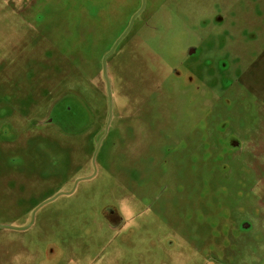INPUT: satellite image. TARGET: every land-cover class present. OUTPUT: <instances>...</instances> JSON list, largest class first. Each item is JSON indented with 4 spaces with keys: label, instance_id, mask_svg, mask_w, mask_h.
<instances>
[{
    "label": "rangeland",
    "instance_id": "obj_1",
    "mask_svg": "<svg viewBox=\"0 0 264 264\" xmlns=\"http://www.w3.org/2000/svg\"><path fill=\"white\" fill-rule=\"evenodd\" d=\"M5 1L0 225L25 228L74 191L30 229H0V264H264V0H146L157 15L106 61L107 133L108 44L54 55ZM100 11L108 41L117 22Z\"/></svg>",
    "mask_w": 264,
    "mask_h": 264
},
{
    "label": "crops",
    "instance_id": "obj_2",
    "mask_svg": "<svg viewBox=\"0 0 264 264\" xmlns=\"http://www.w3.org/2000/svg\"><path fill=\"white\" fill-rule=\"evenodd\" d=\"M141 0H6L5 6L17 20L16 28H24L31 36L43 40L51 47L54 55L67 60H76L77 48L81 55L85 46L102 43L108 48L125 30L129 18L139 8ZM111 7L117 30L108 34V41H102V35L96 28L98 17L94 11ZM98 53L101 54L100 50ZM86 54H83L85 59ZM78 60V59H77Z\"/></svg>",
    "mask_w": 264,
    "mask_h": 264
},
{
    "label": "water",
    "instance_id": "obj_3",
    "mask_svg": "<svg viewBox=\"0 0 264 264\" xmlns=\"http://www.w3.org/2000/svg\"><path fill=\"white\" fill-rule=\"evenodd\" d=\"M146 5V0H142V8H141V11L144 9ZM136 16H134V18L132 19L130 25H129V28L127 29L126 33H128V31L131 29L132 27V24H133V21L135 19ZM125 33V34H126ZM124 34V35H125ZM123 38V37H122ZM121 38V39H122ZM120 39V40H121ZM120 40L117 42V44L112 48V50L104 56L103 60H102V73H103V77L106 81V86H107V93H108V98H109V117H108V121H107V125H106V133L108 132V129L110 127V124L112 122V118H113V99H112V93H111V86H110V82H109V79H108V76H107V65H106V60L108 58L109 55H111V53L115 50V48L117 47L118 43L120 42ZM193 53V52H192ZM103 139L98 143L97 147H96V151H95V154L93 156V164L95 165V160H96V156H97V153L100 149V146H101V143H102ZM238 147V143H235ZM95 171H96V168H95ZM94 176H92L91 178H87V179H83V180H79L76 185L81 182V181H84V180H90L92 179ZM73 192L71 193H61V194H58L57 196H55L54 198L46 201L45 203H43L41 206H39L35 212L33 213L32 215V220H31V223L26 226L25 228H13V227H10V226H5V225H0V229H3V230H9V231H18V232H22V231H26L28 229L31 228V226L33 225L34 223V218H35V214L37 213L38 210H40L42 207H44L45 205L57 200L59 197L63 196V195H71Z\"/></svg>",
    "mask_w": 264,
    "mask_h": 264
},
{
    "label": "flooded vegetation",
    "instance_id": "obj_4",
    "mask_svg": "<svg viewBox=\"0 0 264 264\" xmlns=\"http://www.w3.org/2000/svg\"><path fill=\"white\" fill-rule=\"evenodd\" d=\"M167 1V0H166ZM169 1H173V0H169ZM103 7H105V6H103ZM102 7V8H103ZM107 10L109 9V13L111 14V11H112V9H111V7H105ZM141 8H142V0L140 1V5H139V8L134 12V14L129 18V20H128V22H127V25H126V27H125V30L122 32V34L114 41V43H113V45L108 49V51H106V52H102V56H99V58H101V57H103L104 58V56L105 55H107L111 50H112V48L117 44V42L123 37H125L129 32H130V30L132 29V27H133V25H134V23H135V21H136V19L137 18H139L141 15H144L143 16V19L145 20L144 22H146V21H148V20H152L157 14H156V8H155V10H153V8H150V10H149V12L148 13H146L147 12V10H148V8L146 7V5H145V7H144V9L141 11ZM102 10H104V9H102ZM101 10V11H102ZM101 11H100V13L99 14H97V15H95L96 17H98V20H99V17H100V14H101ZM150 12H152V14L150 15ZM146 13V14H145ZM134 16H136L135 17V19H134V21H133V24H132V27H131V29L128 31V33H126V31H127V29L129 28V25H130V23H131V21H132V19L134 18ZM111 17L113 18V15L111 14ZM98 20H97V22H98ZM97 22H96V28H97V26H98V24H97ZM99 28V27H98ZM126 33V34H125ZM125 34V35H124ZM122 38V39H123ZM121 39V40H122ZM121 40H120V42H121ZM119 42V43H120ZM119 43H118V45H119ZM101 45V44H100ZM117 45V46H118ZM117 48V47H116ZM115 48V49H116ZM98 50H100V48L98 49ZM115 51V50H114ZM113 51V52H114ZM112 52V53H113ZM192 52H194V50H189V57H191V54H193ZM111 53V54H112ZM195 53V52H194ZM99 55H101L100 53H99ZM110 56V55H109ZM108 56V57H109ZM103 58H102V60H103ZM107 61V60H106ZM101 65H102V63H101ZM174 72V71H173ZM102 75H103V73H102ZM106 82V81H105ZM111 86V85H110ZM106 88H107V86H106ZM108 94V93H107ZM108 103H109V101H108ZM68 110H70V109H68ZM108 117H109V113H108ZM112 120H113V118H112ZM48 121H51V119L50 120H48ZM107 121H108V119H107ZM106 125H107V123H106ZM110 126H111V124H110ZM110 128V127H109ZM105 129H106V126H105ZM108 131H109V129H108ZM105 139V138H104ZM103 139V140H104ZM228 141H230V144L232 145V144H235V143H237L233 138H232V136H229L228 137ZM99 143V142H98ZM98 143H97V145H98ZM102 143H103V141H102ZM102 143H101V146H102ZM97 145H96V147H97ZM101 146H100V149H101ZM100 149H99V151H98V153L100 152ZM95 151H96V149H95ZM98 153H97V155H98ZM94 154H95V152H94ZM94 154H93V156H94ZM97 157V156H96ZM92 163H93V157H92ZM95 164H96V160H95ZM94 177H95V174L93 175ZM92 177V176H91ZM91 177H89V178H91ZM93 177V178H94ZM92 178V179H93ZM87 179V178H86ZM83 180V179H82ZM91 180V179H90ZM84 181H87V180H84ZM78 182V181H77ZM76 182V183H77ZM82 182V181H81ZM80 183V182H79ZM78 183V184H79ZM77 184V185H78ZM76 184H75V187H74V189L76 188V186H77ZM74 191V190H73ZM73 191H71V192H73ZM71 192H69V193H71ZM61 194V193H60ZM65 194H67V193H65ZM57 196V195H56ZM63 196H65V195H63ZM62 197V196H61ZM54 198V197H53ZM60 198V197H59ZM54 202V201H53ZM45 203V202H44ZM52 203V202H51ZM50 204V203H49ZM48 205V204H47ZM46 206V205H45ZM39 211V210H38ZM37 211V212H38ZM36 215V214H35ZM250 228V226L248 225V224H246L245 226H244V229L245 230H248ZM183 238L185 239V241L186 242H189L190 240V237H188V236H186V235H184L183 236Z\"/></svg>",
    "mask_w": 264,
    "mask_h": 264
},
{
    "label": "clouds",
    "instance_id": "obj_5",
    "mask_svg": "<svg viewBox=\"0 0 264 264\" xmlns=\"http://www.w3.org/2000/svg\"><path fill=\"white\" fill-rule=\"evenodd\" d=\"M120 214L129 227L135 226L136 208L131 199L124 198L119 202ZM22 254H15L11 258V264H20Z\"/></svg>",
    "mask_w": 264,
    "mask_h": 264
},
{
    "label": "bare ground",
    "instance_id": "obj_6",
    "mask_svg": "<svg viewBox=\"0 0 264 264\" xmlns=\"http://www.w3.org/2000/svg\"><path fill=\"white\" fill-rule=\"evenodd\" d=\"M115 227H113V230H114Z\"/></svg>",
    "mask_w": 264,
    "mask_h": 264
}]
</instances>
